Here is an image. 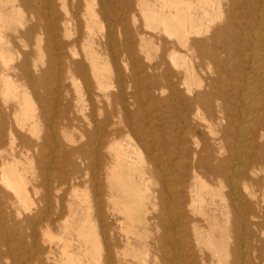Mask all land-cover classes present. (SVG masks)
Here are the masks:
<instances>
[{
	"label": "bare ground",
	"instance_id": "6f19581e",
	"mask_svg": "<svg viewBox=\"0 0 264 264\" xmlns=\"http://www.w3.org/2000/svg\"><path fill=\"white\" fill-rule=\"evenodd\" d=\"M262 170L264 0H0V264H264Z\"/></svg>",
	"mask_w": 264,
	"mask_h": 264
},
{
	"label": "rangeland",
	"instance_id": "374dc122",
	"mask_svg": "<svg viewBox=\"0 0 264 264\" xmlns=\"http://www.w3.org/2000/svg\"><path fill=\"white\" fill-rule=\"evenodd\" d=\"M137 2L138 0H132V4L134 5H137ZM70 3H68V6H69ZM135 9H139L137 6H135ZM22 17L24 19H32L33 16L30 14V13H24L22 14ZM137 18L139 19V21L137 22V27L145 34H147L148 36L149 35H152V30L151 29H148L146 27V23L144 22L142 16L139 14L137 16ZM107 31V26L106 25H103L101 27V33L102 34H105V32ZM76 37V31L75 30H72L71 32V38H75ZM37 44L38 42L36 41V38H34L32 41H31V44H30V47L32 49H35V51H33V61L38 62L37 60L39 59L38 55H37ZM45 45V42H44V38L42 37V40H41V46L43 47ZM79 48V47H78ZM76 50H77V47H76ZM148 55L150 57V59L155 62L156 61V56L159 54V51H158V47L155 43L153 44H149L148 45ZM107 56V55H106ZM105 56H103L104 58ZM46 56L44 54L43 56V60L46 61ZM77 78V77H76ZM74 78V83L71 82L70 80L66 79L63 81V90L60 92V95H61V98H62V101H61V106L63 105H70L71 107V110L73 111V114H74V118H76L78 121L75 123H73L72 127H70L66 133L64 134L65 135V139L62 137V142L64 144V146H66L67 149H69L70 147L74 148L75 146H77L78 144H83L85 142V140H82L81 139V136H80V129L82 128V123L80 122H85L86 120L84 119V117L88 116L90 114V110H89V106H86V104L84 105V110L83 112L81 113L80 110L78 109L77 107V84L81 87V84L80 82L78 83L77 82V79ZM110 92L112 94L115 95L116 91L115 90H110ZM98 93V92H97ZM53 94V93H52ZM139 94V93H137ZM97 95L101 96L100 93H98ZM53 96L50 95V97H48L47 101H49V98H52ZM96 106H101L100 103H96ZM117 107H114L115 109V113H117ZM57 107H54V108H50L49 111H48V114H52V116L54 117L56 114H57ZM79 110V112H78ZM110 110V108H108V111ZM128 111L132 114V113H138L139 110H137L135 107H128ZM54 120V119H53ZM53 120L51 119V121H48V122H42V123H39L38 126L35 127V130L36 131H39L41 134L42 132L45 131V129L47 128V125H51ZM57 121V124L59 122V119L56 120ZM85 124V123H84ZM81 126V127H80ZM86 126V125H85ZM126 139V138H125ZM53 144H51L52 146ZM50 146V145H49ZM22 163H23V166H22V170H29L30 168H32L33 170L37 171L39 170L38 166H37V163H34V162H29V160H25L24 158H22ZM237 166H240L239 164H237ZM29 168V169H28ZM62 168L60 166H56L55 170H57V172L53 173V175L51 176V180L53 182L57 181V173L61 170ZM68 172H70V170L68 169L67 170ZM82 173H85V170H81ZM29 176V175H27ZM260 176L261 177H264V170H262V172L260 173ZM30 177V176H29ZM86 186H82L79 190V193H82L83 191H87V193L89 192L88 190H85ZM67 188H65V191H66ZM23 232L26 236H29V234L31 233V230L27 227H24L23 228ZM53 233H59L57 232L56 230L53 231Z\"/></svg>",
	"mask_w": 264,
	"mask_h": 264
}]
</instances>
